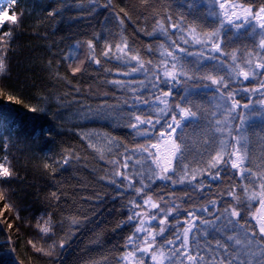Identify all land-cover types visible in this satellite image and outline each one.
I'll use <instances>...</instances> for the list:
<instances>
[{"label": "trees", "instance_id": "1", "mask_svg": "<svg viewBox=\"0 0 264 264\" xmlns=\"http://www.w3.org/2000/svg\"><path fill=\"white\" fill-rule=\"evenodd\" d=\"M231 1L264 9V0ZM6 2L0 183L18 207L48 213L63 245L52 256L34 251L28 231L9 222L0 199V264H123L134 207L145 206L136 198L149 180L140 178L148 176L149 161L137 149L168 132L178 148L173 171L168 181H152L148 194H156L160 209L174 201L182 207L172 214L177 224L167 243L178 246L167 263L264 264L252 195L264 181V106L244 104L250 110L241 122V176L230 161L235 134L229 132L238 119L232 111L238 89L255 82L264 34L232 26L222 33L219 0ZM202 34L211 38L201 40L206 57L199 59L187 42ZM186 175L194 176L190 188L181 183ZM188 215L195 224L185 243L179 234Z\"/></svg>", "mask_w": 264, "mask_h": 264}, {"label": "rangeland", "instance_id": "2", "mask_svg": "<svg viewBox=\"0 0 264 264\" xmlns=\"http://www.w3.org/2000/svg\"><path fill=\"white\" fill-rule=\"evenodd\" d=\"M218 9L221 15V24L224 26V29H227L229 26L235 27L253 24L256 28H260L264 31V9L255 10L252 7L239 3V1L231 0H219ZM195 40L196 39L191 38V42H193L191 44L193 46L192 53L196 58L204 59L206 57L205 48L202 50L201 48H198L199 45L196 43L197 41L194 42ZM220 44L221 42H217V45L214 43L216 50L220 51ZM261 46L264 48V43H262ZM80 52L76 55L74 61L78 66L87 53L85 48L81 49ZM252 66L253 64L248 70L250 73ZM263 69L264 53L261 54L257 59L255 66H253L252 74L255 76V82H252L251 78L249 82H246V85H242L237 91L241 96V100H233L232 103V111H235V115L237 114L238 119L235 120L233 124L232 122L229 124V132L231 128L230 136L233 133L235 134V146L230 154V161L232 167L236 171L238 170L240 176L246 171L245 166L243 165L245 162V149L243 148L244 125L241 122L248 110H250L249 108H246L244 104L247 103L248 105L257 103L259 106H264ZM243 71L244 70H242L241 73H243ZM249 72L244 71V77L247 76ZM258 79L261 80L259 84ZM253 93L257 99L254 100L251 98L252 100L248 101L249 96ZM183 115L185 114L183 113ZM246 121L247 119H245L243 123H246ZM144 123H146V127L152 126L150 122H145L143 120L140 121V124ZM169 125L170 124H167V126ZM226 140L228 139H225L218 158L222 159V157L225 156V149L227 146ZM177 151L178 148L171 132L160 134L159 137H153L149 141L148 146L142 145L137 149V152L143 154L149 161L147 167L148 176L140 177L141 179L149 178V180L142 184L140 192L138 193L139 197L136 198V201L138 202H141L142 200L146 209L140 211L137 207H134L132 215L136 216L133 218L135 230L130 238L131 250L125 254L123 264H168L167 262H169L174 254L170 248L173 247L174 251L177 250L178 242L170 241L167 243L168 231H172L171 229L175 228L174 226L177 224L175 222L176 215L172 216L174 208L181 209L182 207L174 205L177 204V202L174 201L166 211V208L160 209L158 198L155 196L156 194L153 197L148 196L149 186L152 181L156 184V182L161 181V179L167 181L170 179ZM193 179L194 176L186 175L183 182H181L182 184H186V186L178 184L184 186V188H190L189 184L193 183ZM259 184V190L252 192V195L257 200L258 206L254 219L258 225L259 231L264 235V181H260ZM174 185L175 187H179L176 182H174ZM182 192L183 191H180V194ZM0 199L3 200V208L9 222L22 232L25 230L28 231V241L34 251L45 256H52L61 249L63 245L62 240L56 232L55 225L48 213L41 212L33 214L27 209L18 207L12 199L11 190L8 185L2 183H0ZM190 219H192V215H188L186 220L183 221L184 223H181L183 224L182 226L184 227V230L180 232L179 237H183L185 243L195 224V218L192 220Z\"/></svg>", "mask_w": 264, "mask_h": 264}, {"label": "bare ground", "instance_id": "3", "mask_svg": "<svg viewBox=\"0 0 264 264\" xmlns=\"http://www.w3.org/2000/svg\"><path fill=\"white\" fill-rule=\"evenodd\" d=\"M7 2H6V0H0V7L2 6V5H4V4H6ZM2 8V7H1ZM4 9L5 10H8V7L7 6H5L4 7ZM0 15H2V11L0 10ZM4 15V14H3ZM208 19L211 21V23L212 24H215V20H216V18H214V16L213 15H210L209 17H208ZM235 27H239V28H247V29H249L247 32L248 33H261V34H263L264 33V31H262L260 28H256L253 24H249V25H245V26H235ZM220 30H221V32L223 33L226 29H221L220 28ZM234 32H235V30H233ZM217 32V34H219V29L216 31ZM220 35V34H219ZM163 37V36H162ZM166 37V38H165ZM165 37H163L164 39H165V41H168V37L165 35ZM211 37H210V34H202V35H200V36H198L197 38H196V40L195 41H197L196 43L199 45V47L198 48H200L201 46V40H208V41H210L209 39H210ZM194 41V42H195ZM184 41H179L178 43H180V45H185L186 44V41H185V43H183ZM193 42H191V41H189V42H187V45L188 46H190V44H192ZM187 47V46H186ZM194 47H197V46H194ZM190 48H193V46H191ZM174 61H177V60H174ZM168 94H169V92L167 91L166 93H165V97H164V100L162 101V103L161 104H159L158 106L161 108V107H163V106H165V105H167V102H168ZM159 107H158V110H159ZM160 112V111H159ZM185 112L186 111H183V110H181V109H179V114L181 115H183V113L185 114ZM140 211L141 210H144V209H146L145 208V206L144 207H140V208H138ZM132 217L133 218H135L136 216H134V215H132ZM131 250V246H130V243L128 244V248H127V252L128 251H130Z\"/></svg>", "mask_w": 264, "mask_h": 264}]
</instances>
